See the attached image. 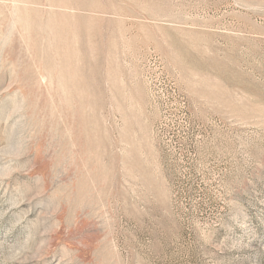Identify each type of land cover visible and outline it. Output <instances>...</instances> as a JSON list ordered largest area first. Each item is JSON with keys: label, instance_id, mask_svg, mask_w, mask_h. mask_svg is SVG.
<instances>
[{"label": "rangeland", "instance_id": "374dc122", "mask_svg": "<svg viewBox=\"0 0 264 264\" xmlns=\"http://www.w3.org/2000/svg\"><path fill=\"white\" fill-rule=\"evenodd\" d=\"M0 264H264V0H0Z\"/></svg>", "mask_w": 264, "mask_h": 264}]
</instances>
